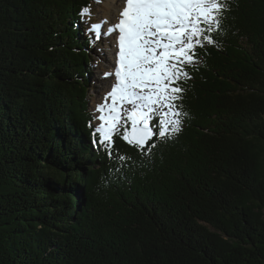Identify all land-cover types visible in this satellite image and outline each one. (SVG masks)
<instances>
[{
    "label": "trees",
    "instance_id": "16d2710c",
    "mask_svg": "<svg viewBox=\"0 0 264 264\" xmlns=\"http://www.w3.org/2000/svg\"><path fill=\"white\" fill-rule=\"evenodd\" d=\"M91 1L0 0V264H264V0H221L181 130L111 156Z\"/></svg>",
    "mask_w": 264,
    "mask_h": 264
},
{
    "label": "snow or ice",
    "instance_id": "6c2138e0",
    "mask_svg": "<svg viewBox=\"0 0 264 264\" xmlns=\"http://www.w3.org/2000/svg\"><path fill=\"white\" fill-rule=\"evenodd\" d=\"M225 7L221 0H125L118 22L103 33H119L114 72L104 73L115 84L97 105L93 133L110 156L117 133L144 151L155 147L149 145L154 137L164 140L181 130L186 113L177 103L184 91L180 81L191 78L186 66L197 62L196 49L216 43L212 33ZM90 14V8L81 10V16ZM106 23L90 26L97 40Z\"/></svg>",
    "mask_w": 264,
    "mask_h": 264
},
{
    "label": "rangeland",
    "instance_id": "374dc122",
    "mask_svg": "<svg viewBox=\"0 0 264 264\" xmlns=\"http://www.w3.org/2000/svg\"><path fill=\"white\" fill-rule=\"evenodd\" d=\"M107 1L108 0H100V2H97V0H92L91 4L93 5L90 10L91 16L88 20L83 21L84 25H82L84 29H86V31L91 34V37L94 41V46L92 47L90 55L93 60V65L90 71L91 75L90 82L88 85V100L90 110L93 112L94 115V121H92V124H94L95 128L99 124V121L96 119V117L100 115L96 111L98 105L97 102L99 101V99H102V101H104L105 94L106 92H108L107 84L109 83L106 82H109L110 77L105 78L104 73L108 71V68H111V64L113 66L114 56L111 54L110 49L108 47L109 41L112 37L110 35L105 37L101 35L100 38L97 40L95 38V34L90 31V26L92 24H97L103 20L101 10H108L107 7H105V2ZM104 92L105 94L102 95V93ZM152 123H154V120L152 121Z\"/></svg>",
    "mask_w": 264,
    "mask_h": 264
},
{
    "label": "bare ground",
    "instance_id": "6f19581e",
    "mask_svg": "<svg viewBox=\"0 0 264 264\" xmlns=\"http://www.w3.org/2000/svg\"><path fill=\"white\" fill-rule=\"evenodd\" d=\"M124 6H125V0H108L107 2H105V7H107L108 10L102 9L101 11H102V19H103L102 21L107 20V23L104 24L103 29L101 30L102 36L105 37V35H103V33L107 31L109 26L114 25L115 23L118 22L119 13L121 12V10ZM118 34H119L118 32H113L112 35H110L112 38L109 41L108 47L110 49L111 54L114 56V59H113V66L111 64V68H108L107 72H114L115 62H116V52L118 50L116 47V40H117ZM109 77H110L109 82H106V83H109V84H107V91L108 92L111 91L112 86L115 84V77L114 76H109ZM108 92H106V93H108ZM104 94H105V92L102 93V95H104ZM107 102L111 103V100L109 99ZM97 103H98V105H100L102 103H105V100L102 101V99H99V101Z\"/></svg>",
    "mask_w": 264,
    "mask_h": 264
}]
</instances>
